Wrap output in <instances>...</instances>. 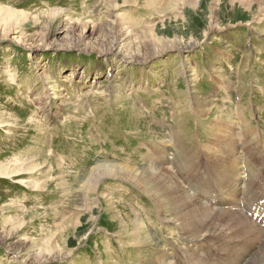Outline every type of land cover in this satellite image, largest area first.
Instances as JSON below:
<instances>
[{
  "label": "rangeland",
  "instance_id": "374dc122",
  "mask_svg": "<svg viewBox=\"0 0 264 264\" xmlns=\"http://www.w3.org/2000/svg\"><path fill=\"white\" fill-rule=\"evenodd\" d=\"M0 9L20 14L10 27L0 14V264L240 258L249 245L229 212L214 208L203 225L220 226L204 237L205 256L186 239L200 230L186 228V212L200 211L195 190L234 186L241 200L248 181L251 199L264 191V0H0ZM190 37L201 41L187 48ZM171 147L186 153L182 173L163 161ZM104 161L171 175L182 198L127 173L85 189Z\"/></svg>",
  "mask_w": 264,
  "mask_h": 264
},
{
  "label": "bare ground",
  "instance_id": "6f19581e",
  "mask_svg": "<svg viewBox=\"0 0 264 264\" xmlns=\"http://www.w3.org/2000/svg\"><path fill=\"white\" fill-rule=\"evenodd\" d=\"M127 1V0H125ZM130 1V0H129ZM117 2L119 3V0H117ZM244 6L245 7H252V5L249 4V2L247 1H244ZM115 5V3H114ZM118 5H115V7H117ZM153 6V5H152ZM166 6V5H165ZM249 7V8H250ZM172 8H174L172 6ZM197 8V7H196ZM252 9V8H251ZM58 13V12H57ZM60 13V12H59ZM58 13V14H59ZM0 14L3 16V22H4V25L7 27L10 25H12L14 22L18 21L19 20V13L18 11H13V10H1L0 9ZM54 14V13H52ZM56 15V12L55 14ZM118 17V16H116ZM50 18V17H49ZM51 19V18H50ZM264 19V18H263ZM260 20V19H259ZM50 22V20H49ZM264 24V23H263ZM177 27V25H176ZM215 26H211L209 29L211 31H213ZM231 27V26H229ZM225 28V27H223ZM171 29H175L174 26H171ZM170 29V30H171ZM218 29H222L221 27H219ZM217 29V30H218ZM156 29H153L152 31H150V36L155 39L156 35L158 34V31H155ZM206 30V29H205ZM66 33L69 32L70 34V31L68 30V28L65 29ZM165 32V31H164ZM163 34V33H162ZM190 34V33H189ZM209 34L208 32L205 33V36ZM81 35V34H80ZM153 35H155L153 37ZM203 35V34H202ZM72 36V35H71ZM167 36V35H166ZM191 36V35H190ZM204 36V35H203ZM74 37V36H73ZM87 37V34L86 36H80L79 40H83ZM195 37V36H194ZM77 38V37H76ZM159 38V39H158ZM207 38V37H206ZM115 39V38H114ZM157 41L156 42H161V40L163 39H166V38H161V36H157L156 37ZM155 39V40H156ZM176 39V38H175ZM192 38L190 37V40ZM116 40V39H115ZM177 40V39H176ZM206 40V39H205ZM145 41V40H144ZM195 41V40H194ZM201 41V40H199ZM198 40L193 42V40H191L192 43H189L186 47L187 48H192V46L194 44H196L197 42H199ZM114 43V42H113ZM39 44V43H38ZM52 45V44H51ZM169 45V44H168ZM164 46V45H163ZM177 46V45H176ZM55 47H59V46H55ZM171 47V46H170ZM179 46H177L178 48ZM185 47V48H186ZM169 48L168 46H166L163 50L165 51V49ZM173 48V47H172ZM129 50V48H128ZM154 50V49H153ZM169 50V49H168ZM151 51V50H150ZM156 51V50H155ZM106 52H109L110 55H113L112 53H110V51H106ZM162 52V51H161ZM160 52V53H161ZM124 53V52H123ZM155 54L157 52H154ZM121 54V53H120ZM126 54V53H125ZM130 56H133V57H130L132 60H135L134 59V54H133V50L130 51ZM125 56V55H124ZM145 56V55H144ZM109 57V56H108ZM138 57V56H136ZM143 59V58H142ZM145 59V58H144ZM114 61V60H113ZM113 63V62H112ZM114 64V63H113ZM187 90V89H186ZM185 91V90H184ZM249 100V99H248ZM244 101V100H243ZM247 102V101H246ZM249 103V102H248ZM199 105L202 106L201 104V101L199 102ZM185 111V110H184ZM183 112V111H182ZM235 132V131H234ZM174 133V132H173ZM177 133V131H176ZM220 134V133H219ZM238 134V132H237ZM176 135V134H175ZM174 135V136H175ZM227 135V134H226ZM217 136V135H216ZM222 136V135H221ZM239 136V135H238ZM234 137H235V134H234ZM232 137V138H234ZM178 138H181L182 139V136L180 135V133L178 132ZM241 138V137H239ZM250 138V137H249ZM236 140V139H235ZM238 140V139H237ZM239 141V140H238ZM236 141V142H238ZM235 144L236 142L233 141ZM242 142V141H241ZM245 142H247L245 140ZM244 143V142H243ZM248 144V142H247ZM167 145V144H166ZM165 145V146H166ZM158 146H161V144H159ZM169 146V145H168ZM243 146V145H242ZM246 145H244L243 147H245ZM233 148V147H232ZM248 148V147H247ZM197 149L198 151L202 150V146L200 144H197ZM232 150V149H231ZM247 150V149H246ZM254 150V149H253ZM199 151V152H200ZM233 151V150H232ZM229 152V151H228ZM153 153V149H150L148 151H146L143 156H141L142 160L144 159L147 160V159H151V155ZM185 153V152H184ZM242 153V152H241ZM234 154V153H233ZM240 154V153H239ZM168 156H165L164 157V162H169V163H174L173 166H175L176 170H178L180 173L184 172L186 169L182 167V164H181V156L183 154H181V152H179V150L177 148H173L171 147L170 150L167 151V154ZM232 155V154H231ZM235 155V154H234ZM184 157V156H182ZM186 158V153H185V157ZM199 158V156H198ZM235 158V157H234ZM202 159V158H200ZM152 160V159H151ZM150 160V161H151ZM169 160V161H167ZM235 160V159H234ZM149 160H147V162H150ZM185 164H186V167H192L189 162L187 161V159L185 161H183ZM188 164V165H187ZM181 165V166H180ZM179 166L181 167V169H179ZM152 168V167H151ZM154 171L151 170V172L153 174H156L158 173L156 169H153ZM134 170H131V169H128L126 168L125 166L123 165H120V164H117L115 162H108V161H104V162H101L99 163L95 168L92 169L91 172L87 173L85 175V180H84V188L87 189V190H95L97 184L100 182V180L106 176H117V175H120L122 173H127L128 176L130 178H134L135 180L137 178H139L140 182L143 183L145 185H143L145 187V189L147 191H155V193H157L158 191L160 190H164L165 192H171L173 191V193L177 194V196H179L180 198H182V195H180V192L178 191L177 189V183L176 181L172 178L171 175H167V174H162L163 175V178L160 177L159 175L157 176H154L152 175V173H147V171H140V174L137 173L136 175L137 176H134ZM177 171V172H178ZM161 175V176H162ZM127 176V175H126ZM243 177H245L243 175ZM126 178V177H125ZM128 179V178H127ZM246 179V178H245ZM221 180V179H220ZM232 180V179H231ZM224 181V180H223ZM139 182V181H137ZM140 183V184H141ZM225 183V182H223ZM195 184L193 182L190 183V188H192L193 190L195 189ZM230 185V184H229ZM182 186V185H181ZM205 186V185H203ZM216 186V184H215ZM226 186V185H225ZM228 186V185H227ZM226 186V187H227ZM183 187V186H182ZM198 187V185H197ZM207 187V186H206ZM219 188V187H218ZM217 188V189H218ZM97 189V188H96ZM144 189V190H145ZM204 189H207V188H204ZM213 189V188H212ZM229 189V187H228ZM157 190V192H156ZM162 190V191H163ZM185 191V190H184ZM262 191V190H261ZM152 192V193H153ZM161 192V191H160ZM187 192V190H186ZM244 192H245V197L241 200H238L234 197V186L231 187V189L227 192H224L223 190H199L198 192L195 190L194 194L195 195H199V198L202 202H200V205L198 206L199 207V213L197 215V213L195 214L194 213H187L186 212V217L189 219L188 221L190 223H186L187 226L186 228L187 229H190L191 231L193 229L195 230H198L200 229L198 232V235L195 237L194 236H191L190 234L188 236H186V239L189 241L190 243V246L193 248L194 251L198 252L199 254H202L203 252L205 253L208 249L205 248V246L203 245L202 241L203 239H205L204 237L207 236V235H210V234H213L214 232L218 231L217 228H219L220 226H218L217 224V228H215L216 226H214V228L212 227H208L207 229L204 228V224L206 222V220H208L209 217H211L213 215V212H214V208H217V209H221L222 210H219L218 211V214H228L229 212V215H228V219L229 222L226 223V224H230L231 222H233L235 225H239L240 227V230L243 232V235H241L242 233H239V232H236V235L235 237L237 238V241L239 243V245L242 243V241H248V244L249 245V248L243 253V255L238 258L236 261H232L231 259L229 260H225V259H222L221 257L219 256H214V255H211V260H207V261H200L199 264H264V200H261V202L259 203L260 199L263 198L262 196H264V191L263 193H257L255 196H254V199H251V194H253V189L252 187L250 186L249 182L246 181L245 182V185H244ZM166 194V193H165ZM197 195V196H198ZM151 196V195H150ZM189 196H193V192H191L190 190V195ZM195 196V197H197ZM153 197V196H152ZM106 198V197H105ZM157 198V197H156ZM166 198V197H165ZM168 198V197H167ZM198 198V197H197ZM108 199V198H107ZM106 199V200H107ZM105 201V200H104ZM161 201H163V198L161 199ZM183 201V200H182ZM173 203V201H172ZM150 205V204H149ZM147 205V206H149ZM158 205V204H157ZM161 205V204H160ZM167 205V204H166ZM174 205V204H173ZM172 205V206H173ZM187 205V204H186ZM162 206V205H161ZM170 206V205H169ZM185 206V205H184ZM175 208V207H174ZM187 208V207H186ZM234 208V209H232ZM177 209H179L177 207ZM196 209V208H195ZM226 209V210H225ZM91 210H94V209H91L90 208V211ZM108 210V209H107ZM106 210V211H107ZM160 210V209H159ZM172 210V209H171ZM176 210V209H175ZM174 210V211H175ZM180 210V209H179ZM191 210V209H190ZM113 210L111 208V210L109 211V213H112ZM173 212V211H172ZM216 212V210H215ZM176 213V212H174ZM156 214V213H155ZM178 214V213H177ZM250 214V215H249ZM67 216V214H66ZM89 216V215H88ZM117 216V215H116ZM162 216V215H161ZM181 217V216H179ZM222 217V216H220ZM225 218L227 216H224ZM72 218V217H71ZM93 218H88L87 220V223L92 220ZM68 220V219H67ZM211 220V219H210ZM216 220V219H215ZM220 220V219H219ZM187 221V222H188ZM214 221V220H213ZM223 221V220H222ZM81 222H82V217H74L73 219H71L70 223L71 225L73 226V228H75L74 230V233H76L75 235H79L81 232H82V229L80 228L79 225H81ZM186 222V220H185ZM185 222H183L182 224H184ZM215 222V221H214ZM88 223V224H89ZM181 223V222H180ZM213 223V222H212ZM83 224V222H82ZM225 224V225H226ZM234 225V226H235ZM141 224L137 227H140V228H137L136 231L139 232V231H142L141 229L145 228V227H142L141 228ZM211 226V225H210ZM229 225L225 226L226 228L228 227ZM83 227V226H82ZM202 227V228H201ZM236 227V226H235ZM183 229H185L183 226H182ZM225 228V229H226ZM234 228V227H233ZM231 229V228H229ZM232 230V229H231ZM257 230H258V233H257ZM152 231V230H151ZM182 231V230H181ZM214 231V232H213ZM213 232V233H212ZM230 232V230H229ZM135 233V231H134ZM159 233V232H158ZM189 233V232H188ZM225 233V232H224ZM228 233V232H227ZM257 233V234H256ZM155 234V233H154ZM195 234V233H194ZM71 235V234H70ZM139 235V233H138ZM193 235V234H192ZM70 237V236H69ZM68 237V238H69ZM234 237V236H233ZM243 237V238H242ZM78 236L75 238L77 239ZM229 238V237H228ZM234 239V238H233ZM249 239H252V242L249 241ZM229 240H231L229 238ZM137 242V241H136ZM140 242V241H138ZM140 244V243H138ZM69 245V244H68ZM78 245V244H77ZM157 246V245H156ZM214 248V247H213ZM221 248V247H220ZM216 249V248H215ZM118 250V249H117ZM64 251V250H63ZM186 251V250H185ZM218 251V250H217ZM221 252V251H220ZM116 253V252H115ZM190 253V252H189ZM203 253V256H205ZM72 254V253H71ZM50 255V254H49ZM70 255V254H69ZM187 255V254H185ZM52 256V255H51ZM62 256V255H61ZM65 256V255H64ZM68 256V255H66ZM138 256V255H137ZM214 256V257H213ZM63 257V256H62ZM114 257V256H113ZM139 257V256H138ZM137 258V257H136ZM151 258V257H150ZM64 259V258H63ZM116 259V258H115ZM117 260V259H116ZM93 261V260H92ZM160 261V260H159ZM258 261V262H257ZM48 262V261H47ZM150 262V261H149ZM162 264H164V262L162 261L161 262ZM188 263V262H187ZM102 264V263H101ZM160 264V263H159ZM191 264V263H190Z\"/></svg>",
  "mask_w": 264,
  "mask_h": 264
}]
</instances>
